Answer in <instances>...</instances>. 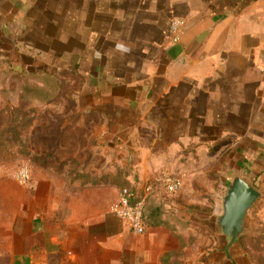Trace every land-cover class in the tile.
I'll return each instance as SVG.
<instances>
[{"label": "crops", "instance_id": "0c3cea01", "mask_svg": "<svg viewBox=\"0 0 264 264\" xmlns=\"http://www.w3.org/2000/svg\"><path fill=\"white\" fill-rule=\"evenodd\" d=\"M14 43L65 51L62 63L74 61L91 83L80 110L105 120L71 125L68 147L90 145L93 154L81 176H98L101 146L118 144L139 161L130 188L162 173L184 182L175 195L148 196V230L139 236L111 212L119 186L44 171L43 185L33 186L44 221L34 215L22 237L28 249L17 256L24 264H196L180 255L190 223L177 211L192 179L212 170L228 177L227 163L242 154L264 162V0H0V48ZM263 172L253 165L249 176ZM217 257L229 259L226 250Z\"/></svg>", "mask_w": 264, "mask_h": 264}, {"label": "rangeland", "instance_id": "374dc122", "mask_svg": "<svg viewBox=\"0 0 264 264\" xmlns=\"http://www.w3.org/2000/svg\"><path fill=\"white\" fill-rule=\"evenodd\" d=\"M18 45L0 48V264L26 261L17 254L28 249V241L22 237L28 235L34 215L39 222L44 221L42 215L36 214L33 193L34 185H43L44 171L53 170L70 180L98 185L113 183L121 189L130 188L138 180L139 172L136 154L117 144L101 146L93 166L99 171L98 176H81L80 171L92 167L91 146L78 153L74 142L68 147L67 139L69 134L77 132L71 126L73 123L105 120L102 114L80 110L79 96L91 83L86 82L74 61L68 65L62 63L65 51L44 53ZM103 132L99 138L107 135V131L105 135ZM83 146L82 140L79 148ZM239 157L240 161L237 158L235 163H227L231 174L228 177H221L214 170L209 177L203 174L194 177L193 192L178 206L179 217L190 223L189 227L185 225L184 231L190 228V233L183 237L180 255L190 259L194 256L196 264L210 261L211 264H232L230 258L237 264H264V172L258 178L249 176L253 165L262 171L264 162L257 164L256 156L251 154ZM25 165L31 172V180L22 186L15 175ZM236 174H242L250 184L258 186L254 187L262 196L248 212L245 234L227 251L229 259L223 262L221 258V262L217 255L225 256L228 242L220 232L217 219L222 215L223 198Z\"/></svg>", "mask_w": 264, "mask_h": 264}, {"label": "built area", "instance_id": "2783aa9c", "mask_svg": "<svg viewBox=\"0 0 264 264\" xmlns=\"http://www.w3.org/2000/svg\"><path fill=\"white\" fill-rule=\"evenodd\" d=\"M183 25L182 21H174L171 25V32L174 35V42L178 41L179 32ZM17 182L26 186L31 180V172L27 165L23 166L16 173ZM184 186L180 177H175L168 173H162L153 181L144 185L140 191L137 188H123L119 194L117 202L112 205L111 212L122 220L134 235H145L148 226L145 220L146 201L149 195L156 189L162 190L167 195L179 193Z\"/></svg>", "mask_w": 264, "mask_h": 264}, {"label": "water", "instance_id": "95a60500", "mask_svg": "<svg viewBox=\"0 0 264 264\" xmlns=\"http://www.w3.org/2000/svg\"><path fill=\"white\" fill-rule=\"evenodd\" d=\"M262 193L241 176H236L223 198V212L217 219L221 234L226 238L228 251L245 234L248 212L261 198Z\"/></svg>", "mask_w": 264, "mask_h": 264}, {"label": "trees", "instance_id": "16d2710c", "mask_svg": "<svg viewBox=\"0 0 264 264\" xmlns=\"http://www.w3.org/2000/svg\"><path fill=\"white\" fill-rule=\"evenodd\" d=\"M253 186H255L256 188L258 187V186H256L255 184L253 185ZM145 220H146V223H147V219H146V210H145ZM231 260V259H230ZM232 263L234 264V262L232 261ZM15 264H21V263H19V262H16Z\"/></svg>", "mask_w": 264, "mask_h": 264}]
</instances>
